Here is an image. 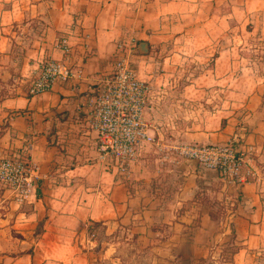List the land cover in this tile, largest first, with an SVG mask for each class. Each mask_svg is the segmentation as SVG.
I'll return each instance as SVG.
<instances>
[{
  "label": "crops",
  "instance_id": "crops-1",
  "mask_svg": "<svg viewBox=\"0 0 264 264\" xmlns=\"http://www.w3.org/2000/svg\"><path fill=\"white\" fill-rule=\"evenodd\" d=\"M121 57L149 87L124 165L94 125ZM49 61L72 75L30 97ZM226 145L247 153L241 181L186 155ZM12 156L30 172L0 181V264H93L91 225L147 264H264V0H0V163Z\"/></svg>",
  "mask_w": 264,
  "mask_h": 264
},
{
  "label": "built area",
  "instance_id": "built-area-1",
  "mask_svg": "<svg viewBox=\"0 0 264 264\" xmlns=\"http://www.w3.org/2000/svg\"><path fill=\"white\" fill-rule=\"evenodd\" d=\"M65 54L70 53L66 38L57 45ZM128 46L121 45L125 54ZM132 48H129L131 50ZM128 50V52H129ZM72 72L61 62H44L31 83L28 95L36 97L50 91L60 80H67ZM149 87L138 79L136 70L127 57L115 63L113 77L95 100L94 125L98 132L97 150L106 158L124 165L136 156L137 146L145 137L144 114L148 104ZM186 155L197 160L206 169L217 171L238 182L247 153L233 145L191 148ZM28 164L19 156L8 157L0 163V181L8 186L21 187L28 180Z\"/></svg>",
  "mask_w": 264,
  "mask_h": 264
},
{
  "label": "rangeland",
  "instance_id": "rangeland-1",
  "mask_svg": "<svg viewBox=\"0 0 264 264\" xmlns=\"http://www.w3.org/2000/svg\"><path fill=\"white\" fill-rule=\"evenodd\" d=\"M184 83H188V81ZM180 84L178 86L184 85ZM121 237L122 236L119 234L114 236L106 235L102 229V226H89L86 239L88 240V246L91 249V252L96 256L95 262H93V264H147L145 263V259L142 254L134 251L131 244L122 243L120 245L113 246L117 244L118 241L123 240ZM232 250V248H228L223 252V260L229 261ZM194 264H215V262L208 260L196 262Z\"/></svg>",
  "mask_w": 264,
  "mask_h": 264
},
{
  "label": "trees",
  "instance_id": "trees-1",
  "mask_svg": "<svg viewBox=\"0 0 264 264\" xmlns=\"http://www.w3.org/2000/svg\"><path fill=\"white\" fill-rule=\"evenodd\" d=\"M237 144H235L234 146H236Z\"/></svg>",
  "mask_w": 264,
  "mask_h": 264
}]
</instances>
